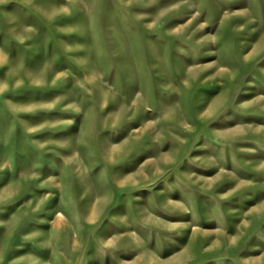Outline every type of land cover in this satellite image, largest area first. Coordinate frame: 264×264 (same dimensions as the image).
Returning <instances> with one entry per match:
<instances>
[{"label": "rangeland", "instance_id": "rangeland-1", "mask_svg": "<svg viewBox=\"0 0 264 264\" xmlns=\"http://www.w3.org/2000/svg\"><path fill=\"white\" fill-rule=\"evenodd\" d=\"M0 264H264V0H0Z\"/></svg>", "mask_w": 264, "mask_h": 264}]
</instances>
